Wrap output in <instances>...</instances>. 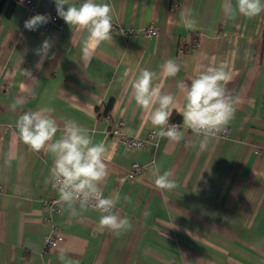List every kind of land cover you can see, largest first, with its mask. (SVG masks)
Returning <instances> with one entry per match:
<instances>
[{
	"label": "crops",
	"instance_id": "obj_1",
	"mask_svg": "<svg viewBox=\"0 0 264 264\" xmlns=\"http://www.w3.org/2000/svg\"><path fill=\"white\" fill-rule=\"evenodd\" d=\"M29 1L57 15L55 0ZM105 2L114 10L113 39L87 59L86 31L65 22L28 31L24 23L36 14L13 0L0 6V264H264V13L230 19L223 10L227 0ZM185 13L195 30L181 23ZM147 27L155 29L152 37L142 34ZM45 39L53 46L38 68L36 50ZM169 59L180 65L174 77L163 73ZM221 63L231 72L227 88L238 98L228 126L209 136L203 150V137L190 129H183L179 143L155 135L159 129L137 106L131 81L143 69L155 72L153 85L174 95L172 116L182 124L179 85L194 78L200 64ZM13 103L22 107L13 110ZM40 107L52 109L57 138L74 121L108 146V175L100 187L106 198L119 197L117 214L131 221V230L101 229L100 211L88 207L73 216L58 203L49 181L51 154L33 151L16 129L22 112ZM104 110L109 122L98 116ZM116 122L142 147L126 148L107 133ZM132 163L142 170L127 180L121 172ZM156 167L159 174L171 172L176 189L155 185ZM49 225L60 238L43 253Z\"/></svg>",
	"mask_w": 264,
	"mask_h": 264
},
{
	"label": "clouds",
	"instance_id": "obj_2",
	"mask_svg": "<svg viewBox=\"0 0 264 264\" xmlns=\"http://www.w3.org/2000/svg\"><path fill=\"white\" fill-rule=\"evenodd\" d=\"M57 15L71 28L86 31L87 36L82 44L84 58L91 55V51L106 41L113 39V8L105 0H82L76 5H69L68 0H55ZM65 5L67 8L65 10ZM224 12L228 18L239 14L247 18H255L264 13V0H236L235 6L231 0L224 5ZM50 21V16L37 14L24 23L28 31H36ZM181 23L189 30H195L196 21L189 13L181 15ZM53 43L45 39L36 50L42 61L49 58ZM232 55H236L235 52ZM53 53L51 58H54ZM207 57H205L206 59ZM163 73L174 77L180 71V65L169 59L162 65ZM25 73L31 76L30 71ZM156 73L143 69L140 75L131 81V88L137 106L149 113L151 124L158 128L155 133L160 138L179 143L184 139L183 129H190L203 137L199 140L200 149L207 147V139L212 134L223 131L235 116L238 98L231 95L227 85L231 80L228 66L200 64L197 74L189 81L182 82L179 87L184 95L185 103L182 124L171 123L170 118L176 110V99L172 94L162 91L160 85H153ZM22 104L13 103L11 108L16 110ZM52 109L40 107L37 111H24L16 122L18 135L24 144L33 151H47L53 158L49 181L54 189H58L59 201L68 207L71 215L79 216L89 206L99 210L102 214L99 227L120 234L133 228L127 217L117 214L116 204L119 197L103 195L100 185L108 175L106 160L108 146L104 142H94L86 128L74 121H67L62 135L57 138L58 126L49 113ZM157 175L155 185L162 190L172 191L177 183L169 171ZM79 205V208L76 205ZM59 259L66 261L61 252ZM66 264H72L67 261Z\"/></svg>",
	"mask_w": 264,
	"mask_h": 264
},
{
	"label": "built area",
	"instance_id": "obj_3",
	"mask_svg": "<svg viewBox=\"0 0 264 264\" xmlns=\"http://www.w3.org/2000/svg\"><path fill=\"white\" fill-rule=\"evenodd\" d=\"M13 2L17 5H20L24 7L28 12L33 14H42L50 16V21L46 25H43V27H47L48 25H53L57 28H62L64 25V21L60 19L55 13L51 11L46 10H38L33 3H31L29 0H13ZM142 34L146 37H152L155 34V29L153 27H147L142 30ZM98 116L101 118H104L106 121L109 122L108 114H102V112L98 113ZM171 123H176L175 121H171ZM122 123L116 122L114 127H108L107 133H111L113 135H116L119 138L120 143L124 145L126 148H140L142 147V140L132 137H127L121 134L120 127ZM142 170V167L136 163L130 164L126 169H124L121 172V175L127 179L132 180L136 175H138ZM58 190V189H57ZM91 207V206H89ZM93 208V207H91ZM49 211H55V208L48 205ZM95 209V208H93ZM97 210V209H96ZM99 211V210H98ZM46 223L48 222V219H45ZM48 233L45 235L42 243V252L46 253L49 250H52L55 246L57 241L60 238L59 233H57L52 226H48Z\"/></svg>",
	"mask_w": 264,
	"mask_h": 264
},
{
	"label": "trees",
	"instance_id": "obj_4",
	"mask_svg": "<svg viewBox=\"0 0 264 264\" xmlns=\"http://www.w3.org/2000/svg\"><path fill=\"white\" fill-rule=\"evenodd\" d=\"M2 2H3V0H0V6H1ZM107 113H108L107 110H104V111L102 112V114H107ZM171 121H177L176 117H175V116H172V117H171Z\"/></svg>",
	"mask_w": 264,
	"mask_h": 264
}]
</instances>
